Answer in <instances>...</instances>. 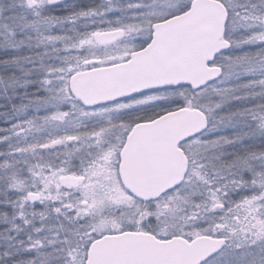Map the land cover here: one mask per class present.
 Here are the masks:
<instances>
[{"label":"snow or ice","instance_id":"6c2138e0","mask_svg":"<svg viewBox=\"0 0 264 264\" xmlns=\"http://www.w3.org/2000/svg\"><path fill=\"white\" fill-rule=\"evenodd\" d=\"M0 264H264V0H0Z\"/></svg>","mask_w":264,"mask_h":264}]
</instances>
